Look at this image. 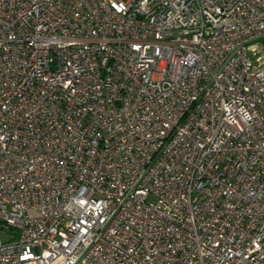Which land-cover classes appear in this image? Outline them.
<instances>
[{
    "label": "built area",
    "instance_id": "2783aa9c",
    "mask_svg": "<svg viewBox=\"0 0 264 264\" xmlns=\"http://www.w3.org/2000/svg\"><path fill=\"white\" fill-rule=\"evenodd\" d=\"M264 0H0V264H264Z\"/></svg>",
    "mask_w": 264,
    "mask_h": 264
},
{
    "label": "rangeland",
    "instance_id": "374dc122",
    "mask_svg": "<svg viewBox=\"0 0 264 264\" xmlns=\"http://www.w3.org/2000/svg\"><path fill=\"white\" fill-rule=\"evenodd\" d=\"M8 237L9 235L5 234V235H0V242L5 243L8 241Z\"/></svg>",
    "mask_w": 264,
    "mask_h": 264
},
{
    "label": "trees",
    "instance_id": "16d2710c",
    "mask_svg": "<svg viewBox=\"0 0 264 264\" xmlns=\"http://www.w3.org/2000/svg\"><path fill=\"white\" fill-rule=\"evenodd\" d=\"M262 45H264V41H261Z\"/></svg>",
    "mask_w": 264,
    "mask_h": 264
}]
</instances>
